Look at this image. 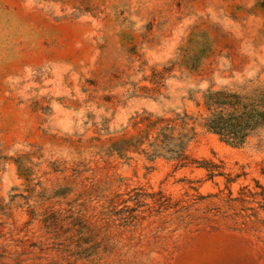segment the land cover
Instances as JSON below:
<instances>
[{"label":"rangeland","instance_id":"obj_1","mask_svg":"<svg viewBox=\"0 0 264 264\" xmlns=\"http://www.w3.org/2000/svg\"><path fill=\"white\" fill-rule=\"evenodd\" d=\"M260 84L264 0H0V264H264V127H202Z\"/></svg>","mask_w":264,"mask_h":264},{"label":"trees","instance_id":"obj_2","mask_svg":"<svg viewBox=\"0 0 264 264\" xmlns=\"http://www.w3.org/2000/svg\"><path fill=\"white\" fill-rule=\"evenodd\" d=\"M202 104L206 113L202 118V127L229 146L241 147L250 136L264 127L263 84L256 87L250 95L207 90L203 94ZM159 123L164 125L157 128L154 137L139 142L138 146L143 143L146 145L141 153L150 161L164 159L184 167L187 160L185 153L194 136L193 130H186V123L182 118L176 124L172 120H162ZM208 164L202 162L199 167L208 172V179H213L214 173L208 168Z\"/></svg>","mask_w":264,"mask_h":264}]
</instances>
